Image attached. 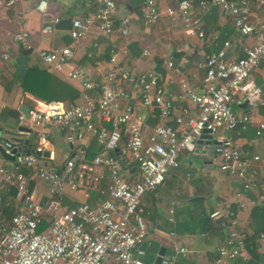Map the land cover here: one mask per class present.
<instances>
[{
    "label": "built area",
    "instance_id": "1",
    "mask_svg": "<svg viewBox=\"0 0 264 264\" xmlns=\"http://www.w3.org/2000/svg\"><path fill=\"white\" fill-rule=\"evenodd\" d=\"M19 1L0 0V7ZM169 1L175 2L176 8L167 7L166 15L176 14L185 35L202 38L198 21L190 12L191 0ZM209 1L233 17L234 28L242 36H250L252 45L236 61L225 60L224 49L207 55L197 64L204 70L199 92L192 90L186 81H180L181 94L193 104L195 113L182 108L173 115L176 128L164 123L171 116V95L161 85L158 75L153 71H128L125 82L136 87L140 105L156 111L158 122L144 135L145 118L131 105L122 104L127 94L122 86L114 83L118 68L113 53L108 59L110 70L102 77L104 86L96 98L89 95L92 84L84 81L78 70H71L66 77L82 86L79 103L49 102L30 111L27 117L18 115V124L36 130L42 143L32 151H21L20 146L25 145L19 141L21 136L0 143L2 155L12 158L8 165H0V204L2 189L13 190L19 204L7 220L0 211V264H144L140 259L143 252L139 249L146 238L141 197L155 191L167 170L178 166L179 154L192 152L202 131L214 136L218 130L229 131L236 125L245 127L247 116L237 115L232 105L245 102L252 106L259 101L260 89L247 78L264 58V21L256 26L247 22L250 11L245 0ZM256 1L262 3V0ZM205 3L198 1L201 8ZM45 9L46 2L39 0L35 10L43 14ZM114 12V2L103 0L93 14L72 19L70 39L73 42L84 39L94 22L101 37L108 39L113 31ZM141 17L146 23L158 18L155 0H142ZM56 23L58 18L44 25L40 33H51ZM118 31L121 35L128 33L127 19L119 22ZM9 37L23 50L34 51L27 32L19 31ZM227 46L225 43L224 48ZM36 54L45 67L56 72L73 58V51L67 46ZM142 55L147 56L148 51L144 49ZM165 66L169 68L171 62L167 61ZM233 93L238 100L233 99ZM94 118L99 123L97 126L92 122ZM50 126L62 132L67 144L59 168L49 165L50 155H45V131ZM262 129L264 125L260 124L255 134L260 136ZM88 135L100 149L89 157L83 145ZM215 141L219 170L239 184L234 193L237 209L245 208L244 196L254 190H257V199L264 202V180L259 178L253 165L258 157L243 151L229 137H216ZM132 167L134 178H131ZM22 169L29 173L23 174ZM104 173L108 174L109 183L99 190ZM33 179L45 184L43 199ZM65 188L85 198L98 189L100 198L93 205L63 207L60 196ZM207 218L213 225L221 223L226 229L215 249L216 261L243 257L249 235L237 229L236 214L228 208L214 209ZM256 241L260 243L264 263V235L258 234ZM177 252L184 254L186 250L179 248ZM159 264H173V260L163 255Z\"/></svg>",
    "mask_w": 264,
    "mask_h": 264
},
{
    "label": "crops",
    "instance_id": "2",
    "mask_svg": "<svg viewBox=\"0 0 264 264\" xmlns=\"http://www.w3.org/2000/svg\"><path fill=\"white\" fill-rule=\"evenodd\" d=\"M38 1L20 0L9 7H0V143L10 140L18 127H24L28 132L19 137V141L25 144L20 146L21 151H32L36 145L42 143L36 130L26 124L19 125L17 120L21 114L20 106L30 112L44 104L22 91L21 82L28 69L45 71L44 73L56 80L71 86L79 95L82 92L81 83L66 77L69 71L78 70L83 75V80L92 84L90 97L96 98L104 86L102 77L110 70L108 59L113 53L118 68L114 83L122 86L127 94L126 102L122 101V104L131 105L145 118L146 135L153 125L156 111L140 105L136 87L125 82L126 72L153 71L158 75L161 85L171 95V116L164 123L176 128L172 121L173 115L178 114L182 108L195 113L193 104L181 94L180 81H186L192 90L199 92L204 70L198 68L197 64L207 55L224 49L225 60L236 61L244 56V49L252 45L250 36H242L234 28L233 17L223 13L209 0H204L206 3L203 8L198 5L200 0H191L190 12L198 21L202 38L185 35L176 14L166 15L167 7L175 10L176 3L173 1L155 0L158 18L146 23L141 17L142 0H112L115 12L112 16L113 31L109 38L101 37L94 22L88 28L84 39L77 42H73L68 35L70 21L82 15L93 14L103 0H44L46 9L43 14L35 10ZM245 1L250 11L247 22L251 26L263 22L264 0L262 3L256 0ZM54 18H58V23L53 25V31L41 34L40 29ZM123 18L127 19L128 24L126 35H121L118 31L119 22ZM19 31L28 33L33 52L23 50L9 37V34ZM225 43H228L226 48ZM64 46L72 49L73 58L58 72L45 67L36 54L37 51H49ZM144 49L148 51L147 56L142 55ZM3 55L7 58L3 59ZM167 61L171 62L169 68L165 66ZM247 79L260 89L258 103L248 107L238 103L232 107L237 115H246L248 123L244 128L238 125L229 131L218 130L213 139L229 137L243 151L257 156L258 160L253 165L258 176L264 179V129L260 136L255 134L259 125H264V58L248 74ZM237 98L233 93V99L238 100ZM76 101L80 102L78 97L74 100ZM92 122L96 126L99 124L95 118ZM83 145L88 150V157L100 151L94 138L89 135L83 140ZM44 146L45 155H50L51 158L48 164L59 168L67 152L62 132L50 126L45 131ZM60 147L63 157L61 162L57 161L56 156ZM177 161L178 168L167 173V180L163 185L141 197L142 218L146 228L145 241L139 246L143 252L141 261L144 264H155L158 250L162 249L164 256L172 258L173 264H264L263 255L259 252V241L254 242V249L250 246L246 248L243 257L217 262L215 249L224 238L226 229L213 225L207 218V214L214 209L228 208L237 216V229L250 235L252 208L264 205L263 201L257 199V190L245 194V208L238 210L234 193L239 189V184L219 170V160L215 154L209 160H204L194 157L192 152L181 153ZM10 162L0 152V165L5 166ZM129 164L131 165L130 161ZM131 171V178H134V167ZM23 172L29 173L27 170ZM107 180L109 183V179ZM33 182L43 199L45 184L36 179ZM1 191L2 202L5 201L4 205L11 210L12 215L19 208L14 192L9 189ZM95 191L90 192L87 197L91 205L100 196ZM73 195L81 201L85 198L80 193ZM179 248H184L186 252L178 253Z\"/></svg>",
    "mask_w": 264,
    "mask_h": 264
},
{
    "label": "trees",
    "instance_id": "3",
    "mask_svg": "<svg viewBox=\"0 0 264 264\" xmlns=\"http://www.w3.org/2000/svg\"><path fill=\"white\" fill-rule=\"evenodd\" d=\"M44 72L45 71L36 68L28 69L25 72L21 82L22 91L30 94L31 96L35 97L39 101H42L43 103L60 102L64 105H68L69 103H74V104L79 103L78 101L74 102V100L78 97V93L76 92V90H74L71 86L56 80L54 77H51L50 75ZM154 118L155 119L152 123L153 124L152 126H154L158 122L157 117L154 116ZM237 126L238 125H236V127ZM177 168L178 166L167 170L162 182L160 183V185L157 187L156 190H158L167 180L166 177L167 173L170 170H174ZM23 170L24 169H22V173L24 174ZM181 175L183 176L184 172ZM107 179H108V174L104 173L102 177V181L98 187L99 190H103L108 186ZM99 190H96L95 192L99 194ZM9 191H13V190H9ZM73 194H77V193L71 192L67 188L63 190L60 196V203L62 204L63 207H70L73 205L85 204V203L91 205V202L87 201L88 200L87 198H84V200L81 201L80 199H77L76 196H74ZM4 204L5 201H3L0 204V211L2 213V218L4 220H7L11 216V210L7 209V207H5ZM250 219H251L250 222L252 224V225L250 224L251 234L246 239V248L250 246L252 249H254L256 246L255 243L258 234L264 235V205H261L259 207H253L250 213ZM218 226L225 227L221 223H219Z\"/></svg>",
    "mask_w": 264,
    "mask_h": 264
},
{
    "label": "water",
    "instance_id": "4",
    "mask_svg": "<svg viewBox=\"0 0 264 264\" xmlns=\"http://www.w3.org/2000/svg\"><path fill=\"white\" fill-rule=\"evenodd\" d=\"M243 107H248V105L243 102ZM255 103L252 104V106H254ZM20 113L24 116L27 117L28 116V109H26L23 106H20L19 108ZM28 129L24 128V127H18L16 134L11 135L10 140H13L14 138H17L19 136H22L23 133H27ZM216 141L213 139V136L210 135L207 131H202V133L200 134V136L198 137L196 143H195V147L192 150V155L198 159H204V160H209L210 157L215 154V149L217 148L216 145ZM205 145V146H204ZM1 152V151H0ZM9 160H12V158L7 157ZM46 166V164H45ZM164 255V252L162 251V249L158 250L157 253V257L155 259V264H159L160 260L162 258V256Z\"/></svg>",
    "mask_w": 264,
    "mask_h": 264
},
{
    "label": "rangeland",
    "instance_id": "5",
    "mask_svg": "<svg viewBox=\"0 0 264 264\" xmlns=\"http://www.w3.org/2000/svg\"><path fill=\"white\" fill-rule=\"evenodd\" d=\"M62 147H60L59 149H57V161L61 162V160L63 161V157H62Z\"/></svg>",
    "mask_w": 264,
    "mask_h": 264
},
{
    "label": "clouds",
    "instance_id": "6",
    "mask_svg": "<svg viewBox=\"0 0 264 264\" xmlns=\"http://www.w3.org/2000/svg\"><path fill=\"white\" fill-rule=\"evenodd\" d=\"M41 7L43 8L44 6L42 5Z\"/></svg>",
    "mask_w": 264,
    "mask_h": 264
}]
</instances>
